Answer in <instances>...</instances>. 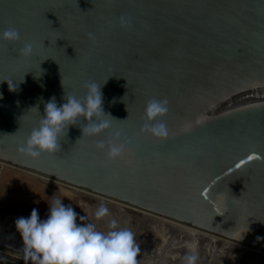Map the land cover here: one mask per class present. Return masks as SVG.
Instances as JSON below:
<instances>
[{"label": "water", "instance_id": "1", "mask_svg": "<svg viewBox=\"0 0 264 264\" xmlns=\"http://www.w3.org/2000/svg\"><path fill=\"white\" fill-rule=\"evenodd\" d=\"M9 27L21 40L0 38V168L264 255V0H0ZM92 82L109 130L83 135L81 118L57 153L17 151L50 98L82 99ZM151 99L168 101L164 141L140 132ZM115 131L126 154L109 161L96 144ZM0 264L25 260L0 252Z\"/></svg>", "mask_w": 264, "mask_h": 264}, {"label": "clouds", "instance_id": "2", "mask_svg": "<svg viewBox=\"0 0 264 264\" xmlns=\"http://www.w3.org/2000/svg\"><path fill=\"white\" fill-rule=\"evenodd\" d=\"M121 28H130L131 19L119 18ZM90 38H93L89 34ZM0 38L8 43L21 40L20 32L9 27L0 33ZM34 45L25 42L20 55L28 58L33 54ZM86 94L82 99L65 96L66 103L58 106L55 97L49 99L44 108L39 125L33 128L24 144L17 151L23 156L37 159L41 154L53 155L60 151V137L67 135L69 126L76 125L81 118L87 126L82 129L83 135L99 136L111 128L114 120L103 110L101 87L96 83L84 85ZM38 110V108H36ZM166 99H151L144 111V124L141 133L154 139L164 141L169 136V129L163 122L168 114ZM121 132L115 131L107 145L100 141L96 149H106L107 159H123L126 154L127 140H121ZM251 159H259L252 156ZM49 213L44 220L40 219L38 210L33 208L28 218L20 217L15 221L16 231L23 243L25 264H140V245L135 233L128 227H121L115 218L108 220L107 231H100L94 223H82L87 218L80 216L71 205H65L61 199L51 198ZM108 207L101 203L94 213L96 221L109 217ZM261 238L257 237V241ZM195 253L185 254L183 264H197Z\"/></svg>", "mask_w": 264, "mask_h": 264}, {"label": "rangeland", "instance_id": "3", "mask_svg": "<svg viewBox=\"0 0 264 264\" xmlns=\"http://www.w3.org/2000/svg\"><path fill=\"white\" fill-rule=\"evenodd\" d=\"M4 168L20 174V177L13 181L4 179L0 183L3 185L0 189V252L2 253L24 260L23 243L16 231L15 221L20 217H30L33 208L38 210L41 220L46 219L49 213L47 202H50L53 197L73 207L78 214V224L80 223L79 217L85 215L87 219L82 223H94L100 231L108 230L107 222L112 218H115L121 227L130 228L140 245V255L137 257L140 264H183L184 255L189 253L197 254V264H264V261L251 256L246 257L241 252L224 251L216 246L210 247L200 240L193 241L185 236L180 237L182 235L165 231L156 224L130 215L127 213L129 210H123L120 207L107 206L111 215L101 221H96L94 213L100 204L87 200L86 197L99 201L102 199L81 193L84 194V198L83 195L75 194L76 190L19 170L5 166ZM21 182H26V185ZM177 238H181V244L178 243ZM163 240L167 242L164 244ZM249 258L255 261L248 260Z\"/></svg>", "mask_w": 264, "mask_h": 264}, {"label": "bare ground", "instance_id": "4", "mask_svg": "<svg viewBox=\"0 0 264 264\" xmlns=\"http://www.w3.org/2000/svg\"><path fill=\"white\" fill-rule=\"evenodd\" d=\"M17 177H20V174L14 173L12 171L10 172V169L8 170V169L4 168V166H1V168H0V183L3 182L4 179H7V180L10 179L11 181L17 180L18 179ZM44 180H46V179H44ZM21 183L26 185L25 184L26 182L25 183L21 182ZM2 187H3V185L0 184V189ZM74 193L75 194H79L81 196L83 195L82 197L85 198L84 194H81L82 192H80V191H74ZM93 197H95V196H93ZM96 198H99V197H96ZM86 199L90 200V201H92L94 203H96V202L99 203V204L103 203V204H105L108 207L115 206V207L123 208V210L127 209V210H129V211H127V213H129L130 215H135V216H137V218L144 219L145 221H149L152 224H156V225L160 226L165 231L168 230L169 232L171 231L172 233H175L176 235L177 234L182 235L180 237L185 236L188 239H191L193 241L194 240H200V241H203L206 244H208L210 247L216 246V247L224 249V251H230V250L232 251L233 250V251H236L237 253L241 252V254L246 255V257L251 256V257H255V258H258V259L264 261V255L263 254H260V253H257V252H253V251L248 250V249H246V248H244V247H242L240 245H237V244L222 240L220 238H217L215 236H212V235L203 233L201 231L189 228L187 226L180 225L178 223H174V222L169 221V220L161 219V218L153 216L151 214H148V213H145V212H142V211H139V210H135V209H132L130 207H127V206H124V205H121V204H118V203H115V202H112V201H109V200H105V199H102V198H99V199H102L100 201L92 199V198H89V197H86ZM130 211H132V212H130ZM133 212H135V213H133ZM177 239H178L177 240L178 243L181 244L182 243V241L180 240L181 238L180 239L177 238ZM168 240L169 241H173L172 239H168ZM166 242H167L166 240H163L164 244ZM250 259H252V258H249L248 260H250ZM248 260H247V262H249ZM251 261H255V260L252 259Z\"/></svg>", "mask_w": 264, "mask_h": 264}, {"label": "snow or ice", "instance_id": "5", "mask_svg": "<svg viewBox=\"0 0 264 264\" xmlns=\"http://www.w3.org/2000/svg\"><path fill=\"white\" fill-rule=\"evenodd\" d=\"M251 157H252V156H248V160H249V161L252 160ZM241 163H243V161H241ZM236 167H240V164H237Z\"/></svg>", "mask_w": 264, "mask_h": 264}]
</instances>
